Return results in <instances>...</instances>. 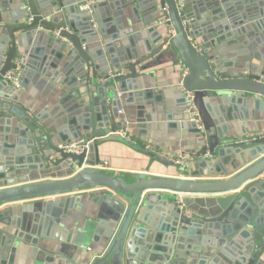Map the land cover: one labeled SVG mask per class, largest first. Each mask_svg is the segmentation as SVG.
I'll list each match as a JSON object with an SVG mask.
<instances>
[{"label":"water","instance_id":"95a60500","mask_svg":"<svg viewBox=\"0 0 264 264\" xmlns=\"http://www.w3.org/2000/svg\"><path fill=\"white\" fill-rule=\"evenodd\" d=\"M87 2L92 4L91 11H82L80 6ZM199 2L202 0H182L181 4L177 0H0L3 247L12 245L15 253L22 243L33 246V252H47L43 242L53 237L30 221L26 210L4 206L41 200L36 207L50 213L60 210L55 212L60 224L75 199L44 198L94 188L104 190L93 225L99 251L88 256L87 264H217L227 247L245 241L251 242L249 247L223 264H264V176L260 177L264 174V135L237 139L226 127L235 118L232 111L248 99L264 105V83L256 64L247 72L242 65L224 61L220 54L231 45L230 38L244 36L247 40L256 33L253 46L258 45L264 56V7L253 8L248 0ZM12 5L17 8L13 10ZM146 8L148 12L141 18L139 10ZM130 14L140 27L132 17L125 26L123 17ZM165 19L168 21H162ZM46 49L53 56L44 54ZM253 53L259 60L260 53ZM17 57L27 58L20 76L24 88L32 83L45 94L42 88L47 84L53 91L55 109L50 113L49 105L37 113L30 110L6 78L16 67ZM63 59L66 77L59 81L55 79L59 75H49L46 66L53 70ZM169 67L186 71L179 85L194 92L202 124L198 128L195 121L190 122L198 134L196 139L203 142L192 153L199 158L190 177L102 170L97 167L98 139L81 154L61 147L82 138L105 137L120 127L116 121L121 108L119 90L130 92L140 113L154 94L151 89L142 91L141 78L156 76ZM72 75L77 77L74 84L69 81ZM181 102L184 107L165 111L168 119H185V95L180 101L175 99V103ZM59 119L63 123L58 126ZM237 156L254 161L239 169ZM228 165L233 174L225 168ZM203 168L205 176L217 173L220 178L199 177ZM150 192L157 193L146 199ZM196 195L201 197H193ZM149 209L163 216L154 222L148 217ZM54 238L64 241L66 233L59 232ZM187 240L194 247L186 248Z\"/></svg>","mask_w":264,"mask_h":264},{"label":"crops","instance_id":"0c3cea01","mask_svg":"<svg viewBox=\"0 0 264 264\" xmlns=\"http://www.w3.org/2000/svg\"><path fill=\"white\" fill-rule=\"evenodd\" d=\"M104 0H98L101 2ZM206 0H202L199 4L203 3L206 5ZM245 2L246 0H242ZM92 5L91 2H87ZM264 0H248V5H254L255 7H264L262 4ZM17 6L12 5V9H16ZM116 9V8H115ZM112 11V9L110 8ZM192 10V7L189 9ZM148 12V9L139 10L141 18ZM106 13V10H105ZM128 17V18H127ZM129 17H132L135 26L140 27L141 23L137 24L133 15L124 16L123 20L125 26L128 27ZM258 34H254L252 37H248L245 40L244 36L232 37L228 40L231 45L225 46L220 54L224 61L231 62L235 67L242 65L245 71L250 72L251 67L256 64V69L259 70L260 75H264L262 69L264 68V56L260 53L258 45L253 46L257 39ZM202 41V39H199ZM215 46L219 44L217 39L212 42ZM246 43V44H245ZM127 45V40H125ZM249 46L254 48L253 52L260 53V59H256L253 56V52L249 49ZM48 53V57L53 56L52 52L48 49L44 51V54ZM50 53V54H49ZM44 57V55H43ZM43 57H40V59ZM53 60L48 61L49 65ZM66 59L50 70V66H46L47 73L55 79L61 80L66 77L64 74L63 65ZM27 58H25V63ZM184 73L178 68L173 69L172 67L158 71L157 75L147 76L144 80L141 78L142 91L151 89L154 91L151 96V104L144 106L142 111L139 113V107L136 105L134 100L129 97L130 92H118V97L121 99V108L123 114H120V118L116 121L127 125L130 133L134 139V143H129L121 137H115L116 135H110L98 138L97 167L108 171L110 173H122L123 175H133L135 173H145L148 175H163V176H179V177H190L191 171H193V164L199 157L187 162V167H180L170 161V157L178 156L180 153H194L199 151L203 145L202 141L196 139L198 136L195 133V129L191 126L189 118H187L186 111L183 113L185 119H168L166 110L176 109L178 107H184V103H175V99H180L184 96V90L179 85L180 76L183 77ZM63 75V76H61ZM73 78H69V81L74 84L77 81L76 75H72ZM51 83V80H47ZM63 87L67 86L64 81H61ZM45 84L42 88L45 94L38 91L32 83H29L27 88L22 86L17 89L16 92L20 94L21 101L24 105L29 107L30 110L37 113L44 109L46 106L50 107L48 112L50 113L55 108L53 101V91ZM120 93L122 94L120 96ZM161 111H155L158 109ZM47 110V109H46ZM232 114L234 119L226 123L227 131L231 136H235L237 139H248L257 135H264V105L255 102L253 99H248L243 105L238 106V109L233 110ZM51 121V120H50ZM63 121L59 119L57 125H61ZM12 141V138L9 139ZM3 141L0 138V157L3 155ZM247 155V154H246ZM28 156V155H23ZM239 159V169L251 164L254 159L246 157L242 159V156H237ZM101 161V162H100ZM230 162V160H229ZM235 162V161H234ZM229 170V174H233L231 165L225 167ZM201 172L199 177L203 179H219L217 173L213 175L205 176L206 170L200 169ZM261 175L260 177H263ZM259 177V178H260ZM258 178V179H259ZM257 179V180H258ZM255 185H259L258 181L254 182ZM104 190L90 188L88 190H81L80 192H72L69 194L57 196L53 198H44V201L53 199H65L74 198L75 201L71 204V209L62 215L60 224L56 222L57 214L60 210L54 209L52 213L48 212L47 209H40L35 206V203L41 200H27L20 201L15 204H9L4 207H17L20 208V212L26 210L30 213L29 220L36 221L37 225L40 226L41 230H45L48 235L53 236L47 239L46 242L41 240V243H45L49 251L38 249L33 252L34 247L31 245H22L20 243L17 246L15 253L11 252V246L3 247L0 240V264H87L89 261V255L96 251H99L96 243L97 234L94 225V219L98 211L97 201L101 198ZM157 193V192H153ZM152 192L146 193V199ZM162 195H170L166 192H158ZM221 195V194H219ZM181 197V196H179ZM201 197V196H193ZM158 202L155 203L157 205ZM150 210V209H149ZM163 215L160 212L150 210L148 217H151L154 222H157ZM59 225H61L59 227ZM66 233V239L64 241L55 239L54 236L58 233ZM251 242L245 241L241 246L227 247L224 255L222 256L221 263H228L233 260L242 251L245 250ZM16 246L17 244L14 243ZM195 243L187 240L185 242L186 248L194 247ZM261 259L264 260V252L261 254ZM217 263V264H218Z\"/></svg>","mask_w":264,"mask_h":264},{"label":"built area","instance_id":"2783aa9c","mask_svg":"<svg viewBox=\"0 0 264 264\" xmlns=\"http://www.w3.org/2000/svg\"><path fill=\"white\" fill-rule=\"evenodd\" d=\"M178 4L182 3V0H177ZM80 9L82 11H91V6L90 4L86 3V4H82L80 6ZM165 10L167 8H164ZM162 21H168V19L162 20ZM171 33H174V29L171 28ZM14 64L16 65L15 68L9 70L6 73V78L11 82V84L13 85V87L15 88V90L20 89L21 88V73L23 70V65L25 64V57H17L14 59ZM260 81L264 83V75H260ZM122 94L120 93V96ZM184 95L186 97V114L189 118L190 121H195L198 125V128H202V124H201V120L199 118V114H198V110L195 104V95L194 92L192 91H184ZM119 113L123 114V109H119ZM114 134V135H118L121 138H123L124 140L128 141V142H133L134 143V139L130 133L129 127L125 124H123L122 126L118 127L114 132H109L107 134V136ZM98 138L94 137V138H90V139H86V138H82L79 139L77 141L68 143V144H64L61 145L62 148H64L66 151L68 152H72L75 154H81L82 152H84L85 150H88V147L91 143L95 142ZM197 157L192 154V153H180L178 156L175 157H170V161L173 162L175 165H178L180 167H186L187 166V162L192 161L194 159H196ZM53 198H55L56 196H52ZM181 197H179V200ZM189 213V212H188Z\"/></svg>","mask_w":264,"mask_h":264}]
</instances>
